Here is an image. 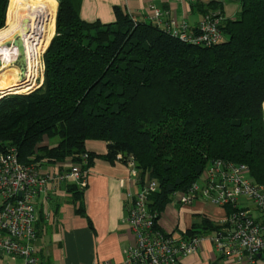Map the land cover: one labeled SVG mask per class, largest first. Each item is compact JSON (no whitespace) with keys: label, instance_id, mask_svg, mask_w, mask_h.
I'll return each instance as SVG.
<instances>
[{"label":"trees","instance_id":"obj_1","mask_svg":"<svg viewBox=\"0 0 264 264\" xmlns=\"http://www.w3.org/2000/svg\"><path fill=\"white\" fill-rule=\"evenodd\" d=\"M56 1L43 82L0 98V154L13 147L22 162L43 165L80 162L88 153L84 170L96 157L125 164L133 157L140 176L157 182L148 203L157 220L213 160L247 164L264 185V0H238L236 19L220 26L226 40L211 47L134 20L118 6L114 22H89L80 15L82 0ZM36 4L46 3L0 0V31L10 14L48 15ZM55 137V145L42 143ZM90 140L106 142L107 153L88 151ZM65 184L87 216L84 189ZM222 227L202 217L185 236Z\"/></svg>","mask_w":264,"mask_h":264},{"label":"built area","instance_id":"obj_2","mask_svg":"<svg viewBox=\"0 0 264 264\" xmlns=\"http://www.w3.org/2000/svg\"><path fill=\"white\" fill-rule=\"evenodd\" d=\"M154 11L152 19L161 26L162 13L159 9ZM223 20L220 12H209L193 32L186 23L179 25L173 20L164 29L183 41L211 47L226 40L220 27ZM88 160L89 154L85 153L80 162L45 168L42 164L22 162L13 147L0 154V264H41L36 246L37 199L51 182H75L85 189L89 170L83 167ZM126 165L131 172H139L133 157ZM136 181L139 191L128 193L127 203V222L135 241L125 252L124 264H184L185 257L206 238L213 242L221 257L234 264H258V256L264 255V185L252 180L247 164L213 160L187 191L175 193L172 202L180 205L203 200L231 207L220 231L193 238L164 232L148 208L149 196L157 190V182L149 174L140 176V172ZM243 200L253 207L243 204Z\"/></svg>","mask_w":264,"mask_h":264},{"label":"crops","instance_id":"obj_3","mask_svg":"<svg viewBox=\"0 0 264 264\" xmlns=\"http://www.w3.org/2000/svg\"><path fill=\"white\" fill-rule=\"evenodd\" d=\"M210 2H217L221 9L212 11L208 6ZM116 6L137 20L147 22H154V10L159 9L163 28L173 20L179 25L186 23L190 32L197 29L207 10L222 11L224 19H236L240 10L238 0H82L80 15L89 22L110 23L116 20ZM49 141L47 144H51ZM86 149L104 155L107 143L90 140ZM55 165L43 164L45 168ZM138 175V171L131 172L125 163L96 157L89 167L88 185L83 195L87 216L77 212L79 204L72 201L67 184L49 183L37 199L40 219L36 224V246L41 264H104L107 261L124 264L125 252L135 241L127 222V203L128 193L139 191ZM242 202L253 207L249 201ZM227 214V207L203 200L189 205L170 202L162 211L158 225L164 232L185 234L194 224L200 223L202 217L221 223ZM257 263L264 264V255L258 256ZM184 264L234 263L221 257L213 242L206 238L185 257Z\"/></svg>","mask_w":264,"mask_h":264},{"label":"bare ground","instance_id":"obj_4","mask_svg":"<svg viewBox=\"0 0 264 264\" xmlns=\"http://www.w3.org/2000/svg\"><path fill=\"white\" fill-rule=\"evenodd\" d=\"M49 23L51 25L52 21L42 15L10 14L8 16L7 28L0 31V59L2 61L0 73L3 76L11 77L6 84L0 86V95L11 86H18L13 88L16 92H28L36 86L35 81L40 64L38 45L48 36ZM19 36L24 38L26 48L28 67L26 82L21 81V71L13 64L19 58L20 51L14 45L7 46L8 42Z\"/></svg>","mask_w":264,"mask_h":264},{"label":"rangeland","instance_id":"obj_5","mask_svg":"<svg viewBox=\"0 0 264 264\" xmlns=\"http://www.w3.org/2000/svg\"><path fill=\"white\" fill-rule=\"evenodd\" d=\"M37 1L46 3V4H36V5L42 6V8L46 9V11L48 12V15H43V14H36V15H42V16H44V18L51 20L52 23H51V25L49 23V25L47 27V29H48L47 31H49L48 36H46L42 40V42H40V44L38 45V53L40 52L39 57H38V61L40 64H39V69H38L37 80L35 81L36 86H38L40 84V81H41V79L43 77V73H44L43 53L46 50V48H47L50 40L52 39V37L55 35L54 32L56 30V16H57V11H58L57 5H59L56 0H37ZM75 1L77 2L78 0H75ZM8 14H9V12H8ZM7 21H8V17H7ZM7 26H8V22H7L5 28H7ZM5 28H3V30ZM40 46H41V48H40ZM40 54H41V57H40ZM39 58H40V60H39ZM1 65H2V61L0 59V67H1ZM14 66L16 68H18V70L20 71V67L17 64H15ZM9 77H11V76H9ZM9 77L3 76L0 73V86L6 84V82L9 80ZM57 141H58V138L55 137V138H51L49 142L51 144H54V143H57ZM42 143L47 144V139H45V141H43ZM1 203H2V200L0 198V204Z\"/></svg>","mask_w":264,"mask_h":264},{"label":"water","instance_id":"obj_6","mask_svg":"<svg viewBox=\"0 0 264 264\" xmlns=\"http://www.w3.org/2000/svg\"><path fill=\"white\" fill-rule=\"evenodd\" d=\"M9 45H11V46L14 45L20 51L19 58L13 64L14 65L17 64L20 67V71H21V76H20L21 77V81L26 82L28 67H27V57H26V48H25L24 38L21 37V36H19L15 40H13L11 42H8L7 43V46H9ZM38 86H35L33 89L37 88ZM16 87H18V86H11V87L7 88L6 90H4L3 93L0 95V98L3 97V96H5V95H7V94H13V93H29V92H31L33 90L32 89V90H30L28 92H16L15 90H13V88H16Z\"/></svg>","mask_w":264,"mask_h":264}]
</instances>
